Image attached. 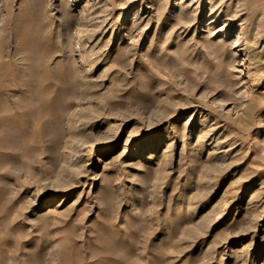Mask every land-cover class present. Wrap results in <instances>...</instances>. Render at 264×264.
Wrapping results in <instances>:
<instances>
[{"label":"rangeland","instance_id":"374dc122","mask_svg":"<svg viewBox=\"0 0 264 264\" xmlns=\"http://www.w3.org/2000/svg\"><path fill=\"white\" fill-rule=\"evenodd\" d=\"M0 264H264V0H0Z\"/></svg>","mask_w":264,"mask_h":264},{"label":"bare ground","instance_id":"6f19581e","mask_svg":"<svg viewBox=\"0 0 264 264\" xmlns=\"http://www.w3.org/2000/svg\"><path fill=\"white\" fill-rule=\"evenodd\" d=\"M87 19H88V18H87ZM88 21H89V20H88ZM97 152H98V149H94L93 152H92V155H95V153H97ZM48 200H49L50 202H53V201H54V198L49 197Z\"/></svg>","mask_w":264,"mask_h":264}]
</instances>
